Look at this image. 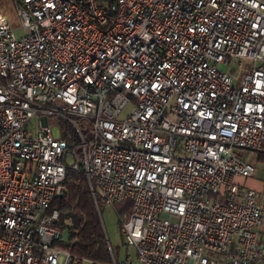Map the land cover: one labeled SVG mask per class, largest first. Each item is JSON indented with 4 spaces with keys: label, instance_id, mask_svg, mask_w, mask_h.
<instances>
[{
    "label": "built area",
    "instance_id": "1",
    "mask_svg": "<svg viewBox=\"0 0 264 264\" xmlns=\"http://www.w3.org/2000/svg\"><path fill=\"white\" fill-rule=\"evenodd\" d=\"M11 1L27 33L0 12V264H264V194L237 181L256 172L241 152L264 154V0ZM69 168L99 211L132 203L133 255L58 245Z\"/></svg>",
    "mask_w": 264,
    "mask_h": 264
},
{
    "label": "trees",
    "instance_id": "2",
    "mask_svg": "<svg viewBox=\"0 0 264 264\" xmlns=\"http://www.w3.org/2000/svg\"><path fill=\"white\" fill-rule=\"evenodd\" d=\"M65 185V194L56 197L50 206L51 211L58 209L60 212L58 226L62 231V238L58 245L81 257L110 262L109 240L86 174L69 168ZM131 210L132 203L124 201L118 210L119 217L124 213H131Z\"/></svg>",
    "mask_w": 264,
    "mask_h": 264
},
{
    "label": "rangeland",
    "instance_id": "3",
    "mask_svg": "<svg viewBox=\"0 0 264 264\" xmlns=\"http://www.w3.org/2000/svg\"><path fill=\"white\" fill-rule=\"evenodd\" d=\"M0 12L8 18L16 37L19 38L27 33V29L21 24L14 2L11 0H0ZM55 134H58L57 130ZM241 153L245 155L246 152L242 151ZM120 208L121 203H116L115 206L101 205L100 214L109 243L119 260H123L129 252L133 255L135 251L133 247L127 246L121 235L119 224L120 217L118 214ZM65 237L67 238V234ZM73 264H76V262Z\"/></svg>",
    "mask_w": 264,
    "mask_h": 264
},
{
    "label": "crops",
    "instance_id": "4",
    "mask_svg": "<svg viewBox=\"0 0 264 264\" xmlns=\"http://www.w3.org/2000/svg\"><path fill=\"white\" fill-rule=\"evenodd\" d=\"M244 157L255 165L256 172L251 177H238L237 181L264 194V154L256 153L251 155L246 152ZM262 232H264V223Z\"/></svg>",
    "mask_w": 264,
    "mask_h": 264
}]
</instances>
